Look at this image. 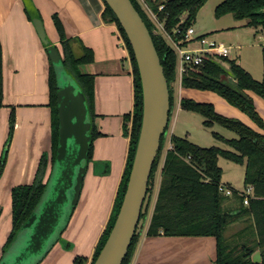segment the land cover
<instances>
[{
    "label": "crops",
    "instance_id": "0c3cea01",
    "mask_svg": "<svg viewBox=\"0 0 264 264\" xmlns=\"http://www.w3.org/2000/svg\"><path fill=\"white\" fill-rule=\"evenodd\" d=\"M162 1L167 0H136L146 15ZM32 6L42 18L49 40L61 53L62 35L55 17L61 22L66 39L80 40L73 44L75 49L81 52L82 44L93 55V61L83 65L82 72L93 77V120L99 135L94 140L93 158L89 162L78 206L60 239L43 260L44 264H75L76 258H82L80 264H91L122 186L136 104L131 55L118 27L103 21V0H30L27 4L22 0H0V161L3 156L7 158L0 178V258L12 231L11 192L18 186L34 182L42 157L53 146L51 63L31 22L27 9L31 10ZM252 28L257 30L259 27ZM210 38L216 41L212 36ZM258 40L264 44V32ZM231 47L234 50L230 59L241 65L236 50H243V46ZM174 85L177 109H173L171 114L174 117L172 135L180 114L186 112L181 106L182 93L190 89L182 86L178 74ZM205 92L210 93L205 95L220 113L236 117L264 135V125L260 127L246 113L229 105L215 93ZM248 94L253 98L256 112L264 124V96L252 91ZM189 96L195 99L194 92ZM12 117L14 129L10 135ZM125 126L128 128L127 135ZM167 142L169 150L171 137ZM49 173L50 167H47L44 182ZM160 182L161 173L152 213L136 233V246L130 264H216L218 242L214 236H168L162 232L149 234ZM229 201L235 206V200ZM237 219L228 226L235 230L230 234V239L236 238L235 235L248 225V217Z\"/></svg>",
    "mask_w": 264,
    "mask_h": 264
},
{
    "label": "trees",
    "instance_id": "16d2710c",
    "mask_svg": "<svg viewBox=\"0 0 264 264\" xmlns=\"http://www.w3.org/2000/svg\"><path fill=\"white\" fill-rule=\"evenodd\" d=\"M132 1L150 30L161 58L169 83L173 111L175 103L173 85L177 81L178 64L176 51L169 45L168 39L163 33L156 32L155 23L143 12L136 0ZM206 1H162L161 4H165L166 8L160 13V19L164 21L166 33L176 41H180L185 31L193 26L197 11ZM153 8L156 11L158 5ZM27 10L29 11V9ZM227 14H231L237 19L247 20V25L250 27H264V0H224L216 6L215 16L219 18ZM184 15H186V19L182 22ZM102 19L105 23L115 24L124 39L133 62L136 88V104L132 119L130 151L122 186L114 207V211H116L119 207L121 193L125 190L134 155V146L138 137L141 121V87L131 47L115 15L106 4L102 13ZM55 23L62 35L64 66L81 86L93 118V77L83 74L81 69L83 65L93 61L92 51L82 44L80 45L81 52L74 49L73 44L75 42L79 43L80 40L66 39L63 26L57 17H55ZM175 30H180V33L175 34ZM1 81L0 65V99L2 95ZM182 86L184 88L215 92L227 100L228 103L246 113L260 127L264 125L256 112L253 98L248 94V92L252 91L260 96H264V81L255 80L236 60H223L218 57L209 56L205 59L202 66H190L188 68L187 73L183 75ZM57 91L58 84L55 69L50 64V101L53 110V160L56 156L59 134ZM181 106L186 111L203 116L205 118L204 123L207 125L218 123L225 128L235 131L238 134V138L228 141V145L234 150L229 151L218 147H199L186 138L172 135V148L167 151L161 169V182L149 225V234L156 235L162 232L168 236H214L218 242V259L216 264H256L253 263L252 255L258 250L262 252V261L258 264H264V135L256 132L237 118L218 113L212 104L198 103L191 99L183 98ZM10 124V135H12L14 129L13 117ZM124 132L126 135L128 134L127 126L124 128ZM98 135L99 133L93 127L92 141ZM165 140L166 138L162 139L158 157L162 154ZM219 155H223L245 167L244 184L246 188L251 186L254 189V196L250 199L248 206L244 205V196L243 193H240L241 206L237 210L223 211L222 201L226 195L219 191L222 173L221 168L217 164ZM92 158L93 144L89 153V162ZM157 159L150 178L148 193L151 190L150 186L154 182ZM6 161V156H3L0 161V178L3 175ZM47 167V155H44L40 161L34 182L30 185H22L13 189V230L7 242V249L14 241L19 229L33 213L44 193L46 187L44 177ZM144 217L145 215L142 210L141 219ZM240 217H248V225L235 235L236 238H227L225 232L228 226L233 220ZM112 223L113 218L111 216L109 224L98 243L91 264H93L98 256ZM136 240L137 235L134 237L123 264H130ZM82 262V258H76L74 263L80 264Z\"/></svg>",
    "mask_w": 264,
    "mask_h": 264
},
{
    "label": "water",
    "instance_id": "95a60500",
    "mask_svg": "<svg viewBox=\"0 0 264 264\" xmlns=\"http://www.w3.org/2000/svg\"><path fill=\"white\" fill-rule=\"evenodd\" d=\"M22 1L30 3V0ZM103 1L125 33L141 87V121L127 183L121 193L119 207L112 214L113 223L108 236L93 262L123 264L137 233L153 167L162 139L167 136L172 107L161 58L150 30L133 1ZM33 7L29 16L55 69L58 84V142L54 160L52 148L46 153L50 173L45 181L44 193L0 258V264H40L44 260L78 206L89 167L91 145L94 144L92 129L95 124L87 98L76 79L66 70L63 52L51 43L43 20ZM252 259L254 263H260L262 252H255Z\"/></svg>",
    "mask_w": 264,
    "mask_h": 264
},
{
    "label": "rangeland",
    "instance_id": "374dc122",
    "mask_svg": "<svg viewBox=\"0 0 264 264\" xmlns=\"http://www.w3.org/2000/svg\"><path fill=\"white\" fill-rule=\"evenodd\" d=\"M222 1L223 0H207L197 11L193 22V26L196 28V35L206 36L208 38L212 36L218 43H223L229 46H243V50H236L237 53L239 52L238 56L240 57L238 58V60H240L241 66L244 69H247L255 80L261 82L264 81V44L258 40L259 35L264 32V27H259L256 30L247 25V20L234 18L233 16H231V14H227L217 18L215 16V9L216 6ZM168 43L175 50L173 42L170 38H168ZM234 56L235 54L233 55V57ZM173 89L174 99L176 100L177 95L175 96V85H173ZM192 92H194L195 99L206 102H198L195 99L189 98V95L192 94ZM205 94L210 93H206L205 91L198 89H185L182 93V98L191 99L198 103L212 104L215 110L220 113L215 105L209 102L210 100ZM215 94L216 96L227 102V100H225L219 94ZM228 104L231 105L230 103ZM173 109H177L176 103H174ZM204 120L205 118L200 114L191 111H184V113H181L179 116L174 129V135L177 137L186 138L188 141L199 147H218L220 149L234 151L233 148L228 145V141L237 139L238 134L235 131L225 128L218 123L207 125L204 123ZM173 125L174 117L172 116L168 126L167 136L165 137L167 141L168 138H170L173 134ZM167 141L162 148V154L157 159L154 182L150 186L151 190L148 193L143 206V214L145 215V217L141 219L137 231H140L141 227L145 224L146 220L149 219V216L152 213V205L156 197L157 182L159 183L161 169L163 167L166 152L168 150ZM217 164L222 171L220 183L227 184L234 190V193L232 195L226 197L224 196L225 199L222 201L223 211L229 212L232 210H236V208L238 209V205L241 206L240 193H245L246 189V186L244 184V167L242 164L232 161L223 155L218 156ZM12 192L10 201L12 203L13 209ZM229 200H235V206L230 204ZM241 227L243 228L244 224ZM226 231L227 234L225 233V236L229 238L230 234H232L235 230L234 227H228Z\"/></svg>",
    "mask_w": 264,
    "mask_h": 264
},
{
    "label": "built area",
    "instance_id": "2783aa9c",
    "mask_svg": "<svg viewBox=\"0 0 264 264\" xmlns=\"http://www.w3.org/2000/svg\"><path fill=\"white\" fill-rule=\"evenodd\" d=\"M165 8V4H160L156 11L150 9L148 16L155 23L156 32L163 33L173 42L178 58L177 74L180 77L181 84L183 75L187 73L188 68L190 66H202L205 62V59L209 56L218 57L219 59L223 60H231V54L234 50L231 46H227L223 43H218L206 36H197L196 30L193 26L185 31L183 38L180 41H176L171 36H169L168 33H166L164 21L160 19V13H162ZM184 17L185 15L182 17V22H184V20L186 19ZM177 33H180V30H175V34ZM219 191L226 196H230L234 193L231 187L223 183L219 185ZM243 196L244 205L248 206L250 199L254 196L253 187H247L245 189V193H243Z\"/></svg>",
    "mask_w": 264,
    "mask_h": 264
},
{
    "label": "flooded vegetation",
    "instance_id": "af4514ba",
    "mask_svg": "<svg viewBox=\"0 0 264 264\" xmlns=\"http://www.w3.org/2000/svg\"><path fill=\"white\" fill-rule=\"evenodd\" d=\"M73 47L75 49V46H73ZM12 230H13V218H12ZM11 234H12V231H11L9 237L11 236ZM9 237H8V239H9ZM8 239H7V241L5 242V244H4L3 248H2V256L5 254V252L7 250L6 246H7ZM41 264H44L43 261L41 262Z\"/></svg>",
    "mask_w": 264,
    "mask_h": 264
}]
</instances>
